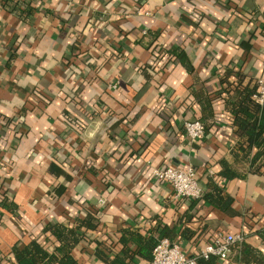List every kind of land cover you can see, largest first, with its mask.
I'll return each mask as SVG.
<instances>
[{"label":"crops","instance_id":"1","mask_svg":"<svg viewBox=\"0 0 264 264\" xmlns=\"http://www.w3.org/2000/svg\"><path fill=\"white\" fill-rule=\"evenodd\" d=\"M14 1L0 0V203H14L0 205V264L33 239L53 251L47 224L86 214L98 226L80 227L79 264H149L127 231L190 254L244 233L218 264H264V175H220L237 140L221 80L264 77V0ZM194 119L206 133L191 143ZM171 165L194 168L203 194L213 177L234 212L175 198L152 172Z\"/></svg>","mask_w":264,"mask_h":264},{"label":"trees","instance_id":"2","mask_svg":"<svg viewBox=\"0 0 264 264\" xmlns=\"http://www.w3.org/2000/svg\"><path fill=\"white\" fill-rule=\"evenodd\" d=\"M1 1L5 7L9 8H13L18 3L14 0ZM19 2L22 7L26 6V3ZM170 52L176 56L183 54L182 49L179 48H172ZM236 77L237 80L234 82L229 80V76H225L221 80L224 91L229 95L227 104L233 116L231 125L237 136V140L231 149V159H224L223 171L220 173L227 179L246 178L249 174L264 175V105L257 102L254 97L258 90V83L252 81L245 83L243 73H237ZM232 165L236 166L237 169ZM208 184L212 187V191L203 194L204 201L224 212L233 213V196L226 194L219 188L213 177L209 178ZM191 200L197 202L199 199ZM0 205L8 209L14 207L11 196L8 195ZM95 218L92 214H86L85 219L80 221L77 229L60 223H48L45 231H49L59 242V245L53 251H48L38 239H33L23 249L15 248L16 264H79L72 251L82 238V234L79 232L80 227L95 228L98 226ZM217 237L218 235L215 233L203 245L214 242ZM163 238H168L174 242L169 234L157 239H146L133 231H127L120 240H123L124 243L128 240L136 243L137 255L151 262L153 250L159 240ZM258 256L260 261L264 262V256L261 253ZM131 258L132 256L128 252H124L123 255H118L109 264H132ZM220 260L222 259L217 256L200 257L198 264H218Z\"/></svg>","mask_w":264,"mask_h":264},{"label":"built area","instance_id":"3","mask_svg":"<svg viewBox=\"0 0 264 264\" xmlns=\"http://www.w3.org/2000/svg\"><path fill=\"white\" fill-rule=\"evenodd\" d=\"M146 13L150 14V12ZM254 97L257 102L264 105V77L258 79V90ZM184 127L191 143L198 142L206 133L205 124L198 119L186 121ZM152 172L156 182L172 185L175 198L199 199L203 195V188L192 167L154 166ZM244 239V233H219L214 242L202 245L195 253L190 254L184 252L180 244L163 238L155 246L153 258L149 264H198L200 257L211 256L226 259L231 247Z\"/></svg>","mask_w":264,"mask_h":264}]
</instances>
